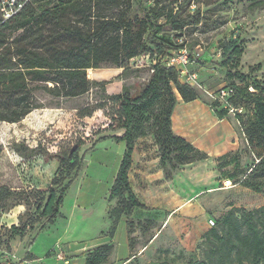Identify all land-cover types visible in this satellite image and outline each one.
I'll return each mask as SVG.
<instances>
[{
    "label": "rangeland",
    "instance_id": "374dc122",
    "mask_svg": "<svg viewBox=\"0 0 264 264\" xmlns=\"http://www.w3.org/2000/svg\"><path fill=\"white\" fill-rule=\"evenodd\" d=\"M151 1L138 0L145 7L151 6ZM177 1L183 15L194 10L202 15V24L186 31V43L191 60L188 71L198 75L202 89L195 88L204 100L211 103L210 95L227 84L226 72L219 67L225 42L244 48L234 72L264 83V0ZM128 15L131 19L144 17L134 1ZM176 37L165 32L160 40L173 52L183 43ZM149 64L147 58L132 60L133 69L120 78L117 76L122 71L116 69L88 71L91 81L105 82L106 86L93 88L78 99L55 98L37 91L40 109L19 124L0 122V190L14 194L4 202L11 209H0V264H84L83 254L103 242L113 247L106 264H187L194 258L203 259L209 220L217 223L232 207L252 211L264 206V194L223 190L219 179L210 186L214 188L204 189L210 184L208 170L194 174L195 168L174 171L163 166L160 149L148 130L139 141L140 155L130 172L133 192L147 211H136L132 225L126 226L130 254L121 248L125 231L118 230L116 240L115 236L126 217L118 200L110 198L117 159H122L119 143L107 139L91 148L100 137L123 135V131L109 129L114 114L111 103L106 102L108 94H121L123 86L131 94L138 93L149 79ZM215 66L220 75L205 77ZM235 84L242 85L240 80ZM75 146L72 162L78 171L69 172L62 168L59 157ZM179 174L177 186L171 184ZM63 178L75 181L60 208L61 217L40 232L45 222L36 212L40 194L57 187L54 181L61 183ZM225 186L230 188L231 183ZM13 224L29 228L23 237H10L8 230ZM115 224L117 228L111 232ZM130 255L136 259L128 260Z\"/></svg>",
    "mask_w": 264,
    "mask_h": 264
},
{
    "label": "trees",
    "instance_id": "16d2710c",
    "mask_svg": "<svg viewBox=\"0 0 264 264\" xmlns=\"http://www.w3.org/2000/svg\"><path fill=\"white\" fill-rule=\"evenodd\" d=\"M132 1L143 13L142 19L129 17ZM151 2V6L145 7L138 0H33L7 21L0 9V122L19 124L40 109L37 91L55 98L78 99L93 88L106 86L105 82L91 81L88 71L120 69L123 76L133 69L132 60H150L149 79L138 93L131 94L123 86L121 94L108 96L106 100L114 114L109 129L123 131V135L100 137L91 148L107 139L125 143L110 198L118 200L128 227L135 211H147L129 179L134 152L139 150V141L146 131L152 133L160 149L162 165H169L174 171L209 159L206 153L174 134L172 115L177 95L185 103L201 100L209 104L220 119L231 116L230 108L242 109V113L232 117L246 149L216 160L220 187H225L222 181H230L233 186L264 194V83L234 72L244 48L236 42L223 43L219 67L226 72L227 84L223 88L232 93L220 101L218 90L209 103L195 87L180 81L177 69L166 65L174 52L189 51L186 31L202 24L200 11L183 15L177 0ZM165 32L177 34L178 43L183 41L173 52L160 40ZM235 80L242 85L235 84ZM73 157L71 151L64 152L59 157L62 168L78 171ZM74 181L75 178H63L61 183L54 181L57 187L40 194L36 212L39 219L45 220L40 232L61 217L60 208ZM12 195L11 191L0 190L2 211L8 210L4 202ZM216 224L206 235L203 259L194 258L187 264H264V206L252 211L232 207ZM28 228L29 225H14L8 231L10 237H23ZM116 228L115 224L111 232ZM112 251L110 244L87 251L84 264H106ZM130 259L136 256L131 255Z\"/></svg>",
    "mask_w": 264,
    "mask_h": 264
},
{
    "label": "crops",
    "instance_id": "0c3cea01",
    "mask_svg": "<svg viewBox=\"0 0 264 264\" xmlns=\"http://www.w3.org/2000/svg\"><path fill=\"white\" fill-rule=\"evenodd\" d=\"M116 70H120V69H116ZM218 70L219 68L215 66L213 70H209V72L205 73L204 76L211 78L218 77L220 75ZM122 74L123 71L117 77L120 78ZM224 86L225 85H221L220 88H223ZM118 94L120 93H116L115 95ZM108 95L111 96V94ZM172 129L175 135L185 139L200 151L207 153V155L209 156V159L206 161H202L186 166V169L189 168V170L195 168L194 174H196L200 169L209 171L210 177L208 180L210 181V184H208L204 189L214 188L210 186L213 184L216 185V180H218L220 177L217 171V162H216L218 158H221L229 153H233L238 150L241 151L246 149V142L240 134L235 119L232 116H228L226 118L220 119L219 117H217V115L210 107V105L201 100L185 103L182 101L181 97L177 95V105L172 115ZM122 144L125 146V143L122 142L119 143V146L117 147L119 151V155L122 156L121 158H123V155L126 150V146L124 149ZM139 155H140V151L136 149L133 155V162H135V159H138ZM120 161H122V159H120ZM120 161L117 159V164L115 166L116 169L114 170L111 184H113L117 172L119 170L121 164ZM132 169H134V163L132 165ZM179 176L180 174L175 177V179L171 182V184L173 185L176 184V180ZM158 177L161 178V175H158ZM129 179H130V174H129ZM226 182L231 183L230 181H222L223 186H225ZM130 184H131V180H130ZM222 189L229 190V189H242V188L238 186H233L231 183L230 188L225 186ZM182 205L183 203H181L180 207ZM137 211H141V210H137ZM126 226H127L126 222L120 224L116 232L115 240L117 239L118 230L121 232L124 230L125 236L123 237L124 239L121 241L120 246L129 255L130 246L128 243ZM108 243L109 242H103L96 245V247ZM127 258L129 259L130 257ZM83 260H84V256H83Z\"/></svg>",
    "mask_w": 264,
    "mask_h": 264
},
{
    "label": "built area",
    "instance_id": "2783aa9c",
    "mask_svg": "<svg viewBox=\"0 0 264 264\" xmlns=\"http://www.w3.org/2000/svg\"><path fill=\"white\" fill-rule=\"evenodd\" d=\"M33 0H0V9L2 16L5 21L12 19L16 15L20 14ZM191 63L190 55L187 49L174 52L171 57L168 58L166 65L177 69L180 75V81L183 84L190 85L192 87H197L202 89L200 82L198 81V75L192 74L188 71V65ZM231 90H225L224 88L219 89L218 97L220 101L225 100L227 96L231 95ZM210 95V94H209ZM213 97V95H210ZM229 113L231 116L235 117L237 113H242V109L230 108ZM208 227L210 229L216 227V222L209 220ZM59 258L62 260V253L59 255Z\"/></svg>",
    "mask_w": 264,
    "mask_h": 264
},
{
    "label": "water",
    "instance_id": "95a60500",
    "mask_svg": "<svg viewBox=\"0 0 264 264\" xmlns=\"http://www.w3.org/2000/svg\"><path fill=\"white\" fill-rule=\"evenodd\" d=\"M76 150H77V146H75V147L71 150V154H73Z\"/></svg>",
    "mask_w": 264,
    "mask_h": 264
}]
</instances>
